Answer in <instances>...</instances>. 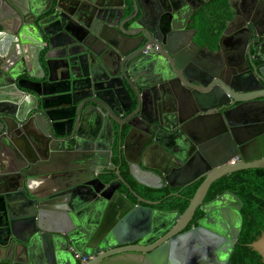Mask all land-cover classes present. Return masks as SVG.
I'll list each match as a JSON object with an SVG mask.
<instances>
[{
  "label": "water",
  "instance_id": "1",
  "mask_svg": "<svg viewBox=\"0 0 264 264\" xmlns=\"http://www.w3.org/2000/svg\"><path fill=\"white\" fill-rule=\"evenodd\" d=\"M6 1L20 21L7 31L0 22V264H264V0H227L232 26L215 49L182 37L181 13L196 15L209 0H49L43 9ZM142 40L148 58L136 50ZM35 44L46 49L43 65ZM170 69L198 88L178 121L164 99L171 92L179 102ZM228 102L237 104L221 111ZM95 115L101 145L79 133ZM111 120L128 126V174L138 184L178 186L200 174L182 212L129 188L109 160ZM177 132L194 149L192 165L169 147ZM247 168L261 169L242 205L229 191L202 203L212 181ZM196 208L203 215L183 230Z\"/></svg>",
  "mask_w": 264,
  "mask_h": 264
},
{
  "label": "flooded vegetation",
  "instance_id": "2",
  "mask_svg": "<svg viewBox=\"0 0 264 264\" xmlns=\"http://www.w3.org/2000/svg\"><path fill=\"white\" fill-rule=\"evenodd\" d=\"M209 1H210L208 3L209 5L201 6L199 9L200 12L197 13L196 15L189 14L187 16L186 10H184L181 13V18H182L181 23L184 22V25H185L184 26L185 34L182 35V37H183V39H186L192 35L193 40L198 41V40L204 39L205 42L208 41L209 47H211L212 49H215L216 40L220 36L221 31L227 25H228L227 29H230L232 26V23H230V19L232 17V9H231V6H229L227 0H215L214 2H212L211 0H209ZM25 2H26V5H29L30 2H36V0H25ZM38 2H39L38 7L40 9H43V8L47 7L49 0H39ZM18 3L21 4L20 0L18 1ZM127 3H129V0H127ZM231 4H232V6L236 7V0H231ZM7 13L13 14V16L11 18L14 21H11V22L7 21V18L4 17L5 14H7ZM23 18L28 19L29 16L25 14ZM37 19H39V18H37ZM18 20L20 21L19 15L14 12V9L8 4V2L6 0H0V22L3 23L5 31L15 30L18 23H19ZM4 34H6L3 36L4 38L9 36L8 33H6V32ZM138 40H139V38L131 40V43L133 45H136L139 42ZM222 42H224V37L222 38ZM39 46L40 45L35 44L33 47L34 51H38ZM149 48H150V45L148 43H145V40H142L138 44V46L136 47V50H139V53L141 56H143L144 58H148L149 57V54H148ZM193 51H194V47L192 45L187 47V48L182 47L177 52V58L180 61H184L188 58V56ZM45 52H46V49L39 50V53H40L39 58H40L41 65H43L44 60H43L42 56ZM164 75L167 77V80L169 81V83L173 87L174 92L176 93V95L179 98L180 103L177 101L174 94L173 95L171 94V92H169V94L166 95V97L164 98L166 106L168 108H174L173 112L175 113L176 121H178V118L180 116L186 115L187 113H191L193 111V108H191V107H186L182 111V105L184 104L183 100L184 101L186 99L192 100L194 97V94L198 93V88L195 87L194 85H192L191 88H188L189 85L188 86L186 85L187 87L183 86L180 77H178V74L172 72L171 69L168 72H165ZM5 79L6 78L4 77L3 80H5ZM86 98H90V97H86ZM85 104H88V102ZM178 104H180L179 107H178ZM236 104H237L236 102L233 104H230V102H228L221 109L220 108H218V109L223 111V110L231 108L232 106H234ZM177 108L179 109V112L177 111ZM125 115H126V113H123V114L119 115L118 118L120 120H123ZM155 117H156V114H154V113L149 115L150 119L155 118ZM110 122H111V126H112V141L110 144L111 150H110L109 160L114 166H118L119 172H120L121 167L126 170L129 179L123 177L122 175L121 176L124 178V180L126 181V183L129 186V188L132 191H134L135 193H137L138 195H140V196H142V197H144L150 201H154L155 204L152 205V207L163 209V210H177V208H175V207H168V206L173 202L176 203L177 199H179V198H182V197L185 198L186 197L185 192H187L188 188H190V186L192 184H194L196 181H198L200 179L202 180V177L200 176V174L196 175L195 177L190 179L188 182H185V183L178 185V186L163 185L159 189H148V188L138 184L128 174L127 162H132L135 159V154H134L135 147L132 146V138L130 137V138H127L126 140H124L125 135L128 131V126L125 124V122H122V121L120 122V124H118L112 120ZM101 126H102V121H101L100 117L98 115H95V116H93L92 120L85 119L83 122H81V125L79 127V133L81 134L82 137H85L88 139L89 138L90 139H92V138L97 139L98 138L100 142H96V144L98 143L97 145H101L104 141V138H105V136H104L105 130L102 131ZM119 127H120V132H119ZM179 133L180 132H177L173 135V140L175 142L172 143V145L169 147L173 151L180 154L179 157H180V160L182 161V164L189 157H191L190 162H188L187 165L188 164L192 165V164H194V160L196 158V155L193 153L194 149H193L191 144L186 143V142L185 143L182 142L183 141L181 139L182 135ZM36 136L38 137V139L42 143V145L43 144L46 145L47 143L51 142L50 137L48 135H46L45 133L43 134V133L37 132ZM146 138H147V134L142 135L143 140H145ZM147 144H149V142ZM0 153H2L0 155V157L1 158L4 157L3 151L0 150ZM49 157H52L51 154H49ZM232 159H236V158H232ZM174 162L178 165H181L180 161L178 162V160H174ZM111 171H113V170H111ZM111 171H108V172H111ZM102 176L103 175H99L100 179H102V181L105 183L110 182L111 180L114 179L113 178L109 181H104ZM34 177H37V176L35 175ZM32 179H34V178L32 177L31 180ZM34 180L36 182L37 179H34ZM118 189L121 192L125 193V195L129 199L134 201L133 196L130 194L128 189L123 184H120L118 186ZM151 191L163 192V193L161 196H159L157 198H150V196L148 194ZM223 192H225V191H223ZM220 193H222V192H220ZM220 193L216 194L215 196L219 195ZM233 194H235V193H233ZM214 197H212L211 199H213ZM204 198H205V196L202 199V203H206L209 200H211V199L205 200ZM197 210H199V209L198 208L195 209L192 218L188 221V223L183 228V230L188 229L190 226L194 227L197 225V220L203 215V213L199 210L201 212V215L197 219H194V215H195ZM238 212H239V210H238ZM239 231H240V229H239ZM225 232L227 234H229V236H230L231 230L228 227H226ZM238 233H237V235H238ZM226 240L227 239H225L223 242H225ZM231 241H232V239H231ZM233 243H234V241H232V245H233ZM74 254L75 253H73V256H74ZM77 254H78V257H75V256L74 257H75L76 262L78 263L79 261H81V258H80L79 253H77ZM82 257H84V256H82Z\"/></svg>",
  "mask_w": 264,
  "mask_h": 264
},
{
  "label": "trees",
  "instance_id": "3",
  "mask_svg": "<svg viewBox=\"0 0 264 264\" xmlns=\"http://www.w3.org/2000/svg\"><path fill=\"white\" fill-rule=\"evenodd\" d=\"M260 169L261 168L241 169L220 176L219 178L215 179L210 183L204 199L208 200L220 192L229 191L235 193V195L240 199L242 205ZM120 174L123 177L128 178L126 170L122 167L120 168ZM102 178L104 181H109L115 178V174L113 173V171H111L103 175ZM200 181L201 179L196 181L194 184L190 186V188H188L187 192H185L186 195L185 198L182 197L177 199L176 203L170 202L171 204L168 207H175L179 212H182V210L187 205L188 198L191 197V195L193 194L195 188L197 187ZM162 193L163 192L151 191L148 195L150 196V198H157L161 196ZM200 215L201 212L197 210L194 215V219H197Z\"/></svg>",
  "mask_w": 264,
  "mask_h": 264
},
{
  "label": "built area",
  "instance_id": "4",
  "mask_svg": "<svg viewBox=\"0 0 264 264\" xmlns=\"http://www.w3.org/2000/svg\"><path fill=\"white\" fill-rule=\"evenodd\" d=\"M74 256H75V257H78V254L75 253ZM80 258H81V261H84V260L86 259L85 257H80Z\"/></svg>",
  "mask_w": 264,
  "mask_h": 264
}]
</instances>
